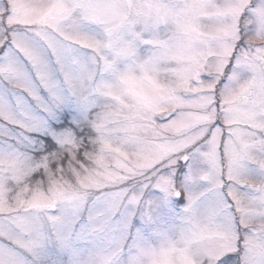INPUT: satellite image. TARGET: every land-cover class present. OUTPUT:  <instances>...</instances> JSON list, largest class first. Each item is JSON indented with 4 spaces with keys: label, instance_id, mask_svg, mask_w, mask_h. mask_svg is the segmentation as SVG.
I'll return each mask as SVG.
<instances>
[{
    "label": "snow or ice",
    "instance_id": "obj_1",
    "mask_svg": "<svg viewBox=\"0 0 264 264\" xmlns=\"http://www.w3.org/2000/svg\"><path fill=\"white\" fill-rule=\"evenodd\" d=\"M0 264H264V0H0Z\"/></svg>",
    "mask_w": 264,
    "mask_h": 264
}]
</instances>
